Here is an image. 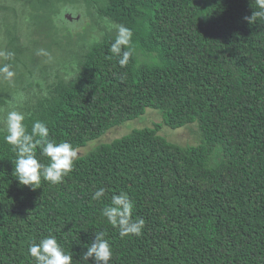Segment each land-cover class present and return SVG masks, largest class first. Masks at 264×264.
<instances>
[{
  "label": "trees",
  "instance_id": "1",
  "mask_svg": "<svg viewBox=\"0 0 264 264\" xmlns=\"http://www.w3.org/2000/svg\"><path fill=\"white\" fill-rule=\"evenodd\" d=\"M258 11L256 0H0V50L14 53L0 60L14 72L0 73V264H35L29 245L49 235L86 264L101 230L110 264H264V17L246 19ZM119 25L132 31L123 67L110 52ZM147 108L162 122L78 156L62 183L16 179L9 111L78 148ZM192 122L195 145L159 133ZM120 192L145 221L139 237L121 238L102 216Z\"/></svg>",
  "mask_w": 264,
  "mask_h": 264
},
{
  "label": "clouds",
  "instance_id": "2",
  "mask_svg": "<svg viewBox=\"0 0 264 264\" xmlns=\"http://www.w3.org/2000/svg\"><path fill=\"white\" fill-rule=\"evenodd\" d=\"M260 11L253 13V16L264 17V0H256ZM132 39L131 29L124 25L117 27V35L111 44L110 52L118 57L120 66H126L131 52L125 51ZM13 52L0 50V60H11ZM0 73L5 74L7 79L14 76L11 65L0 66ZM25 115L22 112L12 110L6 117V135L4 140L11 145L16 152L15 173L16 179L21 185L29 186L31 189L40 188L42 179L55 185L62 183L64 178L74 170L77 159V152L73 145L64 141L55 143L49 139V129L43 121L37 120L33 123L31 132H28L24 123ZM41 149V155L50 159L48 165L42 164L36 156V148ZM105 196V189L98 188L92 195V199L100 200ZM134 201L125 192L113 194L111 203L102 210V216L114 228L119 230L121 238L142 235L145 221L142 218L133 219ZM107 233L103 230L94 233L93 242L87 246L81 259L86 262L91 258L93 264H110L113 258V251L106 238ZM28 253L34 258L35 264H73V255L65 252L54 236H47L32 242L29 245Z\"/></svg>",
  "mask_w": 264,
  "mask_h": 264
},
{
  "label": "rangeland",
  "instance_id": "3",
  "mask_svg": "<svg viewBox=\"0 0 264 264\" xmlns=\"http://www.w3.org/2000/svg\"><path fill=\"white\" fill-rule=\"evenodd\" d=\"M87 25L89 24L87 23L81 24L79 26L81 27L80 29L76 28L77 31L73 26V28L71 27V31L72 29H74L73 30L74 32L82 31L83 29L86 28ZM82 33L84 35L79 37L80 42H83L87 36L85 31L84 32L82 31ZM50 43H51L50 39L48 41H44V43L40 45V47L38 48V50L35 51V53H38L39 55L40 53L48 52L50 50ZM30 55H34L33 52ZM157 122H162V112L159 109L147 108L145 112L139 115L138 117L126 120L118 125L112 126L99 137L87 141V143L84 146L75 148L77 152V157L85 154L90 149L94 148L100 143L110 142L114 138H118L125 134H128L133 129L141 128L145 126H153ZM159 133L163 135L167 140L178 143L183 146L195 145L201 141V133L199 131L196 122H192L177 128H171L166 124L162 123L159 129ZM219 151L220 148L216 146L209 158L210 165L215 164L221 159L220 154L222 155V153H220L221 151L220 152Z\"/></svg>",
  "mask_w": 264,
  "mask_h": 264
},
{
  "label": "water",
  "instance_id": "4",
  "mask_svg": "<svg viewBox=\"0 0 264 264\" xmlns=\"http://www.w3.org/2000/svg\"><path fill=\"white\" fill-rule=\"evenodd\" d=\"M67 18H68L69 20H71V19H72V15H71V14H67Z\"/></svg>",
  "mask_w": 264,
  "mask_h": 264
}]
</instances>
